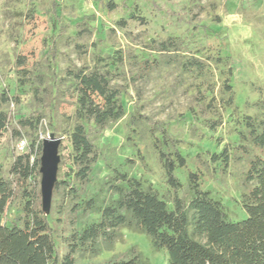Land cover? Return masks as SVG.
<instances>
[{"label": "rangeland", "instance_id": "rangeland-1", "mask_svg": "<svg viewBox=\"0 0 264 264\" xmlns=\"http://www.w3.org/2000/svg\"><path fill=\"white\" fill-rule=\"evenodd\" d=\"M108 1L0 0V93L17 99L2 105L10 114L0 136L3 175L10 178L14 155L21 153L15 143L24 139V151L39 161L29 188L40 200L42 140L53 132L60 139L56 181L71 177L68 135L76 94L67 71L105 65L122 90L124 115L99 133L89 128L99 158L82 198L95 196L97 205L109 202L113 195L105 181L119 170L152 186L171 206L174 191L153 144L164 129L187 162L176 171L183 183L177 194L186 189L187 169L198 171L202 187L223 203L230 218L245 217L240 199L246 161L236 158L235 146L243 117H260L257 102L264 101V0H112L113 9ZM133 12L143 22L117 23ZM168 39L178 50L159 51L158 43ZM166 56L174 60L142 68L144 59ZM191 57L203 63L201 70L183 67ZM20 115L39 116L36 129L21 127ZM224 147L231 155L226 167L211 160ZM59 191L47 214L63 254L67 236L98 215L81 209L72 215L73 201ZM21 205L16 199L5 217L18 214ZM134 253L145 264L168 263L167 252L154 248L145 234L122 228L110 244L99 239L77 249L74 264H103Z\"/></svg>", "mask_w": 264, "mask_h": 264}, {"label": "trees", "instance_id": "trees-1", "mask_svg": "<svg viewBox=\"0 0 264 264\" xmlns=\"http://www.w3.org/2000/svg\"><path fill=\"white\" fill-rule=\"evenodd\" d=\"M106 6L113 9L116 5L109 0ZM131 19L143 22L142 17L133 12L128 19L117 23L124 26ZM157 48L167 52L178 50V45L168 39L159 42ZM173 60L170 56L144 59L142 68L148 71ZM182 65L186 70L203 68V63L195 57ZM67 75L76 94L75 122L68 135L71 177L55 181L52 196L61 188L63 197L73 201L72 215L81 209L84 214L94 212L98 216L81 230L70 233L66 238V251L59 254L49 216L42 210L41 199L29 188L39 166L38 158L33 159L31 151L18 153L9 169L10 178L3 175L0 162V264H74L77 249L99 239L110 244L119 237L122 228L143 233L154 248L164 249L167 264H264V101L257 102L260 117H243L244 129L239 131L240 142L235 146L236 158L246 161L243 175L246 189L240 199L245 217L230 218L223 203L202 187L198 171L187 169L186 189L181 195L177 194L183 183L176 171L187 168V162L176 139L169 137L164 129L161 139L156 138L153 144L166 181L174 191L172 205L169 206L152 186L119 170H114L105 181L106 190L113 198L97 205L95 196L82 198L92 166L99 158L89 128L99 133L124 115L120 100L122 90L113 83L112 71L105 65L68 70ZM11 100L17 99L7 92L0 93V136L10 125V114L2 105ZM39 120V116L32 119L23 115L16 119L21 127L34 130ZM13 132L20 134L15 129ZM230 158L226 147L211 156L212 161H220L223 167ZM18 198L22 199L20 212L7 219V211ZM70 221L74 223L75 216ZM103 264L145 263L140 253H134Z\"/></svg>", "mask_w": 264, "mask_h": 264}, {"label": "water", "instance_id": "water-1", "mask_svg": "<svg viewBox=\"0 0 264 264\" xmlns=\"http://www.w3.org/2000/svg\"><path fill=\"white\" fill-rule=\"evenodd\" d=\"M59 142V137L55 136L53 132L49 133L42 140L39 172L41 174V207L45 214L49 212L52 189L56 181L57 163L59 160L57 148Z\"/></svg>", "mask_w": 264, "mask_h": 264}, {"label": "built area", "instance_id": "built-area-1", "mask_svg": "<svg viewBox=\"0 0 264 264\" xmlns=\"http://www.w3.org/2000/svg\"><path fill=\"white\" fill-rule=\"evenodd\" d=\"M15 149L18 152H23L26 149V142L24 139H18L15 143Z\"/></svg>", "mask_w": 264, "mask_h": 264}]
</instances>
